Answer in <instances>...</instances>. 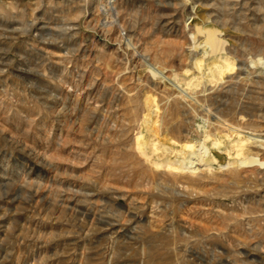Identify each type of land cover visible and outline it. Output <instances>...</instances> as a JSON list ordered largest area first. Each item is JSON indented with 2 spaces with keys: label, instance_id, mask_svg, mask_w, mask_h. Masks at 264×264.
Returning a JSON list of instances; mask_svg holds the SVG:
<instances>
[{
  "label": "rangeland",
  "instance_id": "1",
  "mask_svg": "<svg viewBox=\"0 0 264 264\" xmlns=\"http://www.w3.org/2000/svg\"><path fill=\"white\" fill-rule=\"evenodd\" d=\"M0 264H264V0H0Z\"/></svg>",
  "mask_w": 264,
  "mask_h": 264
},
{
  "label": "bare ground",
  "instance_id": "2",
  "mask_svg": "<svg viewBox=\"0 0 264 264\" xmlns=\"http://www.w3.org/2000/svg\"><path fill=\"white\" fill-rule=\"evenodd\" d=\"M215 34V33H214ZM211 39L213 38V35H211V37H210ZM213 40V39H212ZM226 165V164H225ZM224 166V165H223Z\"/></svg>",
  "mask_w": 264,
  "mask_h": 264
}]
</instances>
